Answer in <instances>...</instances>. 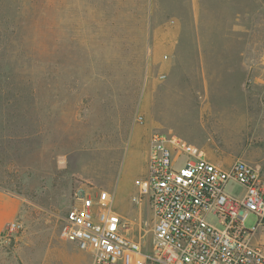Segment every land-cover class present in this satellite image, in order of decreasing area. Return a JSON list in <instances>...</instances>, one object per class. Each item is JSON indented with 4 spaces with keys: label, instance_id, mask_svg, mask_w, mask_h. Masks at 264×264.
Here are the masks:
<instances>
[{
    "label": "rangeland",
    "instance_id": "374dc122",
    "mask_svg": "<svg viewBox=\"0 0 264 264\" xmlns=\"http://www.w3.org/2000/svg\"><path fill=\"white\" fill-rule=\"evenodd\" d=\"M156 133L264 175V0H0V188L22 200L0 264L83 258L60 236L79 182L134 218Z\"/></svg>",
    "mask_w": 264,
    "mask_h": 264
},
{
    "label": "built area",
    "instance_id": "2783aa9c",
    "mask_svg": "<svg viewBox=\"0 0 264 264\" xmlns=\"http://www.w3.org/2000/svg\"><path fill=\"white\" fill-rule=\"evenodd\" d=\"M230 182L242 186L238 197L225 192ZM135 188L130 202L138 214L127 219L115 211L114 193L79 182L61 238L88 252L91 264H264V175L259 165L236 160L222 167L185 139L156 133L146 173L135 180ZM250 213L257 222L248 229L244 221ZM208 216L218 226L207 222ZM18 229L13 221L0 238L13 237Z\"/></svg>",
    "mask_w": 264,
    "mask_h": 264
},
{
    "label": "crops",
    "instance_id": "0c3cea01",
    "mask_svg": "<svg viewBox=\"0 0 264 264\" xmlns=\"http://www.w3.org/2000/svg\"><path fill=\"white\" fill-rule=\"evenodd\" d=\"M132 206L136 208V206H134V205H132ZM21 207H22V200L18 195L0 188V234L5 232V229L9 223H11L17 219L18 214L21 210ZM136 210H137V213L134 214L135 217L138 214V209L136 208ZM142 213L143 214L147 213V207H144L142 209ZM62 246H64L63 247L64 250L65 249L66 250L72 249V250H76L77 252L80 251L79 253L83 252V253H81L83 258H78L77 262L75 264H80V260L83 261V259L85 262L84 264H91L90 254L86 251L79 250L74 243L64 241ZM64 255L65 256L63 259H65L67 254L65 253ZM78 260H79V262H78Z\"/></svg>",
    "mask_w": 264,
    "mask_h": 264
}]
</instances>
